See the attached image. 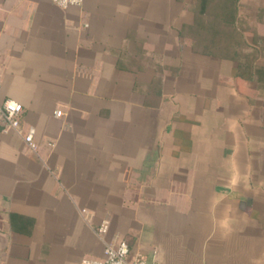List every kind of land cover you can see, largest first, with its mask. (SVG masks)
I'll return each mask as SVG.
<instances>
[{"label": "crops", "instance_id": "1", "mask_svg": "<svg viewBox=\"0 0 264 264\" xmlns=\"http://www.w3.org/2000/svg\"><path fill=\"white\" fill-rule=\"evenodd\" d=\"M0 86V264H264V0H0Z\"/></svg>", "mask_w": 264, "mask_h": 264}, {"label": "built area", "instance_id": "2", "mask_svg": "<svg viewBox=\"0 0 264 264\" xmlns=\"http://www.w3.org/2000/svg\"><path fill=\"white\" fill-rule=\"evenodd\" d=\"M54 5L59 8L66 9L72 6H80L83 0H50ZM1 88V86H0ZM22 113V105L12 99L0 98V123L5 127L19 131L20 123L19 117ZM57 116L61 115V112L56 113ZM34 130L29 129L23 136L24 142L30 150H35L36 145L33 140ZM109 230V221H102L97 229L96 235L100 240H103ZM81 264H146L140 257H133L129 253L127 243L120 239L117 235L109 243H104L103 246V258L92 259L84 258Z\"/></svg>", "mask_w": 264, "mask_h": 264}]
</instances>
